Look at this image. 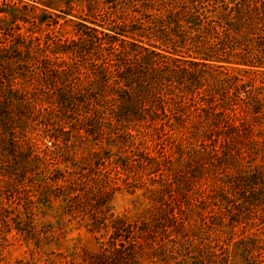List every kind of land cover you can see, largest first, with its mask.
<instances>
[{
	"label": "rangeland",
	"instance_id": "1",
	"mask_svg": "<svg viewBox=\"0 0 264 264\" xmlns=\"http://www.w3.org/2000/svg\"><path fill=\"white\" fill-rule=\"evenodd\" d=\"M122 1L0 0V264H85L106 236L90 233L83 216L68 212L70 189L78 191L70 198L80 201L100 196L108 180L99 164L126 158L135 171L128 178L111 173L103 189L107 208L129 222L143 220L152 206L146 190L151 178L140 173L139 157L158 156L173 167L179 152L201 145L152 125L137 128L132 139L127 126L106 120L104 101L87 100L102 75L110 78L133 62L120 34L126 31L134 45L146 43L150 35L141 34L152 31L146 23L157 19L137 0ZM111 37L117 49L99 44ZM229 69L249 81L256 97L249 103L261 112L244 108L230 155L210 161L202 182L194 184L195 207L179 230L192 241V264H264V69ZM252 173L259 187L231 190L234 177ZM61 175L68 182L52 186Z\"/></svg>",
	"mask_w": 264,
	"mask_h": 264
},
{
	"label": "trees",
	"instance_id": "2",
	"mask_svg": "<svg viewBox=\"0 0 264 264\" xmlns=\"http://www.w3.org/2000/svg\"><path fill=\"white\" fill-rule=\"evenodd\" d=\"M137 1L142 10L157 17L146 23L152 31L141 34L150 35L149 41L134 45L126 31L120 34L121 42L133 53V62L123 63L110 78L107 73L102 75L87 100L94 105L99 99L104 101L106 120L127 126L124 133L132 139L137 128L150 125L166 135L176 131L188 134V139L201 143L193 149L199 158L193 151H181L177 165L173 163L172 167L169 160L158 156L139 157L137 167L144 171L140 173L151 178L146 190L152 206L143 220L129 222L107 208L104 190H108L105 186L111 173L128 178L135 171L132 161L128 163L117 155L106 159V166L99 164L108 180L100 186L104 189L100 196L80 201L77 195L70 198L78 193L70 189L67 210L83 216L90 233L106 236L98 251L85 255V264H136L137 260L148 264H192V241L179 230L189 218L190 205L195 207L194 184L202 182L205 167L213 160L223 161L230 155L229 146L242 127L244 108L250 107L254 115L261 112L255 107L259 104L252 105L256 97L251 95L249 81L240 75L232 76L229 68L243 74H262L264 0ZM107 2L119 5L123 1ZM111 38L99 44L113 49L117 39ZM132 45L137 50L131 49ZM67 176L56 177L52 186L68 182ZM229 184L236 192L244 186L257 188L261 181L257 173H252L236 176Z\"/></svg>",
	"mask_w": 264,
	"mask_h": 264
}]
</instances>
